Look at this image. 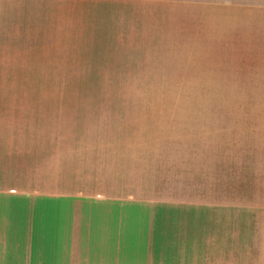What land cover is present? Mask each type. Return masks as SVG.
Here are the masks:
<instances>
[{"label": "rangeland", "instance_id": "374dc122", "mask_svg": "<svg viewBox=\"0 0 264 264\" xmlns=\"http://www.w3.org/2000/svg\"><path fill=\"white\" fill-rule=\"evenodd\" d=\"M249 1L242 15L228 0H29L31 46L0 55V135L30 152L15 164L96 192L105 147L138 138L165 200L168 139L198 122H264V6Z\"/></svg>", "mask_w": 264, "mask_h": 264}, {"label": "crops", "instance_id": "0c3cea01", "mask_svg": "<svg viewBox=\"0 0 264 264\" xmlns=\"http://www.w3.org/2000/svg\"><path fill=\"white\" fill-rule=\"evenodd\" d=\"M28 3L0 0V55L31 46L21 38ZM228 3L250 13L249 0ZM132 139L105 147L94 192L60 178L47 185L44 171L15 164L29 150L0 135V264H264V122H198L168 139L161 201L157 167L152 187ZM62 160L54 152V176Z\"/></svg>", "mask_w": 264, "mask_h": 264}]
</instances>
